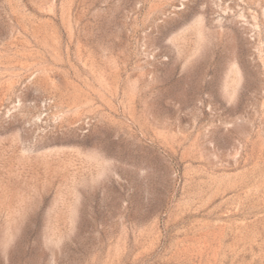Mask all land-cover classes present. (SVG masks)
<instances>
[{
	"label": "rangeland",
	"instance_id": "374dc122",
	"mask_svg": "<svg viewBox=\"0 0 264 264\" xmlns=\"http://www.w3.org/2000/svg\"><path fill=\"white\" fill-rule=\"evenodd\" d=\"M0 264H264V0H0Z\"/></svg>",
	"mask_w": 264,
	"mask_h": 264
}]
</instances>
